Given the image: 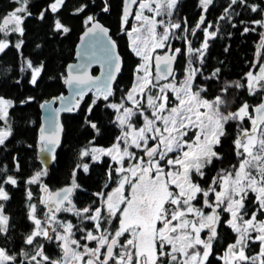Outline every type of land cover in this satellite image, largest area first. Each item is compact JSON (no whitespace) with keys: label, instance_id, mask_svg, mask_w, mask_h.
<instances>
[{"label":"snow or ice","instance_id":"obj_1","mask_svg":"<svg viewBox=\"0 0 264 264\" xmlns=\"http://www.w3.org/2000/svg\"><path fill=\"white\" fill-rule=\"evenodd\" d=\"M13 2L16 6L0 16V33L5 37L10 33L23 37L25 21L33 15L30 0ZM178 2L140 0L138 10L133 12L132 6L137 0H123L121 27L141 62L135 69L134 85L121 102L106 105L114 111L115 123L121 130L116 141L107 149L86 147L80 152L81 157L90 156L93 161L110 158L113 164L108 165L103 189H109L112 183L115 187L93 193L98 203L94 201L78 208L72 199L81 188L75 170L70 185L55 191L41 184V177L47 171H37L26 183L40 184L43 196L39 203L47 210L41 218L37 215V204H28V219L33 228L23 239L27 247L16 252L9 246L10 217L5 214L4 203H0V237L3 238L0 264H213L210 258H215L217 264H264V64L255 74L247 72L242 80L224 81L218 93L209 98L208 88L195 84L199 69L192 66L193 57L203 64L209 41L216 38L219 27L214 31H209L212 24L203 28V42L194 48L187 36L176 37L174 30L190 31L195 36L206 18L201 15L191 29L185 22L182 29L181 23L172 19ZM198 3L206 12L213 0H198ZM65 6L66 0H51L37 18L45 20L47 14H52L53 31L67 34L71 28L59 17ZM88 7L89 2L85 0L75 7L73 15L85 13ZM111 7L110 0H101V12L108 13ZM237 8L261 16L250 21L239 20L244 25L242 35L256 31L251 25L264 28V0L261 3L229 0L219 19L237 27L233 22L241 14ZM130 16L136 23L129 28ZM84 24L87 26L84 37H91L104 50L110 70L103 85H98L99 78H93L87 71H70L63 82L78 89V98L64 110L79 109L85 89L91 90L96 85V99L87 109L91 114L97 100L109 101L114 95L111 81L120 71L121 58L110 29L95 14L86 15ZM173 37L186 41V53L172 46ZM260 39L257 55L264 48V32ZM23 43L21 39L13 46L20 50ZM9 46L7 39H0V54ZM185 54L188 67L184 79L177 82L174 65ZM45 67L43 62L37 64L23 57L20 71L29 74L28 83L38 86ZM220 73L221 69L216 68L205 79L219 81ZM232 89H246L249 96L259 97V101L251 104L244 100L233 108L236 96L230 95ZM34 99L27 97L20 103ZM49 103L44 101L40 107ZM14 106L12 99L0 96V121L4 122L0 127V147L12 135L9 110ZM85 123L99 134L96 122L86 118ZM229 125L234 126V133L229 132ZM62 131L59 124L49 133L41 129L44 134L40 139L45 145L41 151H54ZM233 135L231 144L237 163L231 168H221L209 182L207 172L217 162H223V143ZM80 167L88 172V164L77 165ZM15 170L20 171L18 162ZM8 171L7 165L0 168L2 202L10 199L5 185L18 184L17 177ZM32 198V192L28 191L27 199ZM60 213H71L78 223L60 219ZM224 226L234 237L217 255L219 249L215 245L221 235L218 229ZM52 241L58 242L60 255L57 257L46 249V242ZM253 243L259 247L254 255L251 254Z\"/></svg>","mask_w":264,"mask_h":264},{"label":"trees","instance_id":"obj_2","mask_svg":"<svg viewBox=\"0 0 264 264\" xmlns=\"http://www.w3.org/2000/svg\"><path fill=\"white\" fill-rule=\"evenodd\" d=\"M50 2L51 0H30L29 7L33 15L25 21V35L23 37H20L18 33H10L7 37L0 33V39H7L10 44L6 52L0 54V96L13 99L15 104L9 110L12 135L6 140L5 146L0 147V168L7 165L8 174L15 175L18 179L17 186L5 185L10 199L7 202L0 201V203H4L5 214L10 217L9 235L11 240L9 246L16 252H19L22 247H27L23 244V239L33 228L32 222L28 219V204H37V215L41 218L44 213V207L39 203L41 198L40 184L29 185L26 183L37 171L46 170L47 175L41 177V183L43 182L51 189H56L70 184L73 170H75L77 182L81 188L73 194V202L78 208L93 204L94 201L98 203V199L93 193L103 189L108 165L113 164V162L108 157H102L100 161H93L90 156L81 157L80 152L82 149L91 146L111 147L116 141L121 130L115 123L114 111L106 105L109 102L119 103L122 100V97L132 86L134 69L140 63V58L131 50L129 38L121 27L123 0H110L112 7L108 13L100 11L101 0H88V9L79 15H73V11L85 0H66V6L61 10L59 17L63 23L71 28L67 34L53 31L52 14H47L45 20L37 18L39 12L46 8ZM228 2L229 0H213V5L209 6L208 11L205 12L199 7L198 0H179L172 17L174 22L181 23L182 29L185 27V22L186 26L191 29L199 21L201 15L205 16L206 23L196 30L195 36H192L190 31L185 33L182 30H174L176 37L187 36L194 48H199L203 42V28L207 27L208 24L213 25L209 31H214L217 26L219 27L216 38L209 41V48L205 53L203 64L193 57L192 66L199 69L195 84L206 86L209 98L218 93L224 81L242 80L247 72L257 68V62H264V48L261 51L259 49L260 55H257L263 28L251 25L256 28V31L242 35L244 25L239 24V20L250 21L260 19L261 16L257 13H251L250 10L237 8L236 11L241 14L234 18L233 22L237 24V27L234 28L227 20L219 19ZM254 2L261 3L262 0H254ZM15 6L13 0H0V16L7 14ZM92 14H95L111 28V34L116 39L123 56L122 71L113 89L114 95L109 98V101L97 100L93 112L89 114L87 109L96 99V96L91 92L81 100L77 112L63 114L65 128L62 144L57 151L53 164L47 168L39 157L41 147L38 141L41 123L40 105L43 101L58 97L66 92L63 81L64 77L67 76V64L75 60L76 44L81 32L86 27L84 24L85 16ZM21 39L24 43L21 49L17 50L13 45ZM172 42L174 47L182 48L186 53L187 45L183 38L173 37ZM23 57H27L37 64L40 62L45 64V71L42 73L38 86H32L28 83L29 74L20 71ZM178 60L179 74L177 78H182L185 75L186 66H188L187 54L179 56ZM216 68L221 69L220 80H206L205 77L209 76ZM93 71L96 73L97 69H93ZM230 95L236 96V104L233 105V108L244 100L251 104H256L259 101V97L249 96L246 89H232ZM27 97H34L35 99L29 103H20ZM86 118L97 123L100 129L99 134L85 123ZM3 126L4 122L0 121V127ZM228 130L230 133H234V126L229 125ZM232 139H234V135L223 143L221 149L225 153L223 162H217L215 167L207 172L209 182L210 178L216 175L221 168H231L233 164L237 163L231 144ZM16 162L20 164L19 172L15 170ZM85 163L89 166L87 173L83 171L82 167L77 168V165ZM114 185L112 183L111 187ZM204 186L207 187V183ZM103 190L107 191L108 189ZM28 191L33 194L31 201L27 199ZM63 217L67 220L70 219L74 224L78 223L77 217L71 213L70 215L65 214ZM218 231L221 232V235L215 245L219 249L217 255L223 252L227 243H231L232 237H234V233L226 226L218 229ZM225 234H227V239ZM76 235L79 237L80 233L77 232ZM2 244L3 238L0 237V245ZM258 251V243H253L251 254L254 255ZM59 252L60 249L55 247L51 255L57 256ZM210 259H212L213 264H217L215 258Z\"/></svg>","mask_w":264,"mask_h":264},{"label":"water","instance_id":"obj_3","mask_svg":"<svg viewBox=\"0 0 264 264\" xmlns=\"http://www.w3.org/2000/svg\"><path fill=\"white\" fill-rule=\"evenodd\" d=\"M133 9H134V5L132 6V10ZM100 22L110 29L109 34L112 37V39L116 41V39L111 34V28L108 25H106L103 21L100 20ZM86 30H87V26L81 32L79 36V40L76 44L75 60L67 64L66 72L68 75L70 71L73 73L87 71V73L93 78H99L97 82L98 85H103L107 82L108 73L110 70L109 64L105 59L104 50L99 45H97L91 37H84V33ZM82 37H84L83 40L81 39ZM105 44H106V41H105ZM116 52L120 55L121 66H120V71L118 73H115L116 79L111 81V86L113 89L115 87L116 81L123 67V56L119 50L118 43H117ZM175 66L176 64L174 65V71L176 68ZM93 69H97V72L95 73ZM65 87H66V92L58 96V97H63V99H58V97H52L49 100H45V101H50V103L46 105L44 108H41V123H40L39 131H38V141L41 144V147L39 149V157L43 165L47 168H49L53 164L55 160V158L53 159V157H56L57 151L62 144L64 128H65L64 123H63V118H62L63 114L75 113L78 111V109L74 111L64 110L68 107H71L75 103L76 99L78 98L76 95L78 89L75 86H69L65 84ZM95 87L96 85L91 86V90H87L86 88L84 97L91 92L93 93L94 96H96ZM42 103H44V101ZM57 110H60V111H57ZM57 124L61 125L63 128V131L60 132L59 134V138H60L59 144L55 146L54 151H51V152L47 150L41 151L42 148H45V145L42 143L40 139L41 135H43L44 133H49V132L54 131ZM41 129L44 130V133L41 132ZM47 147L51 148L52 146L48 145ZM68 185L70 184H66L62 187H65ZM62 187H59L55 190H58Z\"/></svg>","mask_w":264,"mask_h":264},{"label":"rangeland","instance_id":"obj_4","mask_svg":"<svg viewBox=\"0 0 264 264\" xmlns=\"http://www.w3.org/2000/svg\"><path fill=\"white\" fill-rule=\"evenodd\" d=\"M139 2H140V0H137V4L136 5H134V9H133V12H135L136 10H138V4H139ZM145 14L146 15H151L150 13H147V11H145ZM161 17H158L157 19H160ZM163 18H165V19H167V17H163ZM129 20H130V24H129V28L132 26V25H134L136 22H135V20L133 19V17H129ZM262 32H264V28H263V31ZM129 38V37H128ZM173 38L171 39V44H172V46L174 47V44H173ZM261 42V41H260ZM129 46H130V48H131V43H130V38H129ZM261 49L262 48H260V51H261ZM132 50V49H131ZM259 51V52H260ZM259 56V55H258ZM141 62V61H140ZM256 64H258L257 65V68L256 69H253L252 70V72L255 74V73H257L258 71H259V67L261 66V64H264V62L263 63H256ZM137 67V66H136ZM136 67H135V69H136ZM187 67L188 66H186V69H187ZM135 69H134V78H133V82H132V86H131V88L133 87V85H134V82H135ZM186 69H185V71H186ZM153 71H154V65H153ZM176 77V81L177 82H179V81H182L183 79H184V77H182V78H177V76H175ZM172 80V77L171 78H169V81H171ZM166 81H161V83H165ZM130 88V89H131ZM127 94V93H126ZM171 95V94H170ZM6 98V97H5ZM8 99H10V98H8ZM13 100V99H12ZM14 101V100H13ZM121 102V101H120ZM119 102V103H120ZM142 122V121H141ZM92 147H95V148H103V149H107V148H109V147H100V146H91L90 148H92ZM41 184H43V182L41 183ZM113 187H115V185L113 186ZM111 190V188L110 189H108L107 191H110ZM44 207V206H43ZM47 209L44 207V212L46 211ZM44 214V213H43ZM62 214H68V215H70V213H61L60 215H62ZM42 218H43V216H42ZM60 219H64V217H59ZM68 220H70V219H68Z\"/></svg>","mask_w":264,"mask_h":264},{"label":"flooded vegetation","instance_id":"obj_5","mask_svg":"<svg viewBox=\"0 0 264 264\" xmlns=\"http://www.w3.org/2000/svg\"><path fill=\"white\" fill-rule=\"evenodd\" d=\"M178 59H177V62H176V68H175V71H174V73H175V76H178V74H179V68H178ZM171 78V77H170ZM49 188V187H48ZM50 190H55V189H51V188H49ZM57 189V188H56ZM43 196V193L41 192V197ZM61 214V213H60ZM59 214V217H63V216H65V214H62V215H60ZM57 243L58 242H56V241H52L51 243H47L46 242V249H47V252L49 253V254H51V252L53 253L54 252V250H55V247H57ZM60 255V252L57 254V256H59ZM57 256H54V257H57Z\"/></svg>","mask_w":264,"mask_h":264}]
</instances>
